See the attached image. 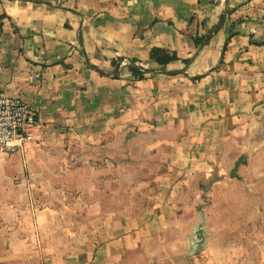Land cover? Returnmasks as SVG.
<instances>
[{
  "label": "crops",
  "instance_id": "0c3cea01",
  "mask_svg": "<svg viewBox=\"0 0 264 264\" xmlns=\"http://www.w3.org/2000/svg\"><path fill=\"white\" fill-rule=\"evenodd\" d=\"M0 91L37 118L0 155V263L184 257L202 182L264 164V0H0ZM260 217L216 226L227 264H264Z\"/></svg>",
  "mask_w": 264,
  "mask_h": 264
},
{
  "label": "rangeland",
  "instance_id": "374dc122",
  "mask_svg": "<svg viewBox=\"0 0 264 264\" xmlns=\"http://www.w3.org/2000/svg\"><path fill=\"white\" fill-rule=\"evenodd\" d=\"M0 155L5 156L4 154ZM233 168L230 173H219V175H229L231 179H210L202 182L201 196L195 199L194 207L197 208V211L193 217V226L186 228L185 256L182 257L180 247L178 255L175 250H170L167 256L164 255L163 258L160 257L155 260L154 264H227L225 228L218 227L221 232L216 237V226L228 218L240 221L257 220L261 219V215L264 216L263 211L257 210L258 207L264 206V164L249 165L241 161ZM210 187L212 188L210 189ZM243 204H249L251 210L242 212L241 206ZM227 206H234L235 210L230 211L232 208L228 209ZM237 207H239L238 210H236ZM259 212L260 216L258 215ZM11 214L6 213L5 217H11ZM27 216L28 219H33L32 213H28ZM2 218L3 213L0 212V221ZM1 231L0 228V237L2 236ZM13 231L15 229H11V233ZM236 238L239 242L235 240L234 249L236 246H238L237 249H240L242 246L240 239L238 236ZM235 252L236 250H234ZM0 264L19 263L11 261Z\"/></svg>",
  "mask_w": 264,
  "mask_h": 264
},
{
  "label": "built area",
  "instance_id": "2783aa9c",
  "mask_svg": "<svg viewBox=\"0 0 264 264\" xmlns=\"http://www.w3.org/2000/svg\"><path fill=\"white\" fill-rule=\"evenodd\" d=\"M36 123L33 109L23 99L0 91V154L25 153Z\"/></svg>",
  "mask_w": 264,
  "mask_h": 264
},
{
  "label": "trees",
  "instance_id": "16d2710c",
  "mask_svg": "<svg viewBox=\"0 0 264 264\" xmlns=\"http://www.w3.org/2000/svg\"><path fill=\"white\" fill-rule=\"evenodd\" d=\"M149 58L158 64H166L172 60L176 59L175 54L173 53H168L165 50L162 49H152L149 54ZM130 70L132 71L133 75L137 77L138 79L143 78V74L140 73L136 68L130 67Z\"/></svg>",
  "mask_w": 264,
  "mask_h": 264
}]
</instances>
